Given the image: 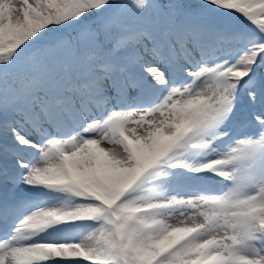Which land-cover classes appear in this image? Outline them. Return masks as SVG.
<instances>
[{"label":"snow or ice","instance_id":"snow-or-ice-1","mask_svg":"<svg viewBox=\"0 0 264 264\" xmlns=\"http://www.w3.org/2000/svg\"><path fill=\"white\" fill-rule=\"evenodd\" d=\"M0 264H264V0H0Z\"/></svg>","mask_w":264,"mask_h":264}]
</instances>
